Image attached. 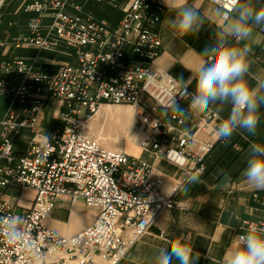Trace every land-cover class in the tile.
<instances>
[{
  "label": "built area",
  "instance_id": "built-area-1",
  "mask_svg": "<svg viewBox=\"0 0 264 264\" xmlns=\"http://www.w3.org/2000/svg\"><path fill=\"white\" fill-rule=\"evenodd\" d=\"M92 1L118 8L121 16L110 24L75 0H32L24 7L30 16L13 45L67 55L52 72L35 57L0 61V72L8 75L0 77V97L7 101L0 118V220L22 216L32 241L26 250L0 236V264H118L163 211L181 207L175 192L187 175L205 171V159L219 142L213 130L222 118L211 108L186 125L174 113L162 114L163 91H178L174 77L155 65L161 41L150 28L164 12L162 1ZM51 102L61 126L48 133L50 155L42 160L47 134L39 118ZM101 105L130 107L133 122L126 137L153 159L181 170L171 186L152 163L103 146L90 134L89 121ZM22 128L30 137L16 156L12 139ZM8 186L33 191L21 213L2 198ZM253 197L264 210V192ZM59 199L82 201L95 212L77 232H58L50 240L47 233L57 231L45 220ZM249 223L242 221L245 227Z\"/></svg>",
  "mask_w": 264,
  "mask_h": 264
},
{
  "label": "crops",
  "instance_id": "crops-1",
  "mask_svg": "<svg viewBox=\"0 0 264 264\" xmlns=\"http://www.w3.org/2000/svg\"><path fill=\"white\" fill-rule=\"evenodd\" d=\"M161 1L163 3V0ZM30 2L32 0H0V61L15 56L35 57L43 69L52 72L58 62L68 59L67 55L51 51L38 52L34 48L24 46L14 47L12 42L14 36L25 30L30 13L25 11L24 7ZM88 2L89 0H75L84 11H90L86 8ZM189 2L192 3L193 0ZM198 2L201 11L207 15L213 3L207 0ZM172 15L173 13L168 12L164 5V12L156 17L150 28L161 41L155 65L168 71L175 79L183 77L187 80L191 76L187 68L195 66L200 58V51L212 42L216 26L209 21L198 35L181 37L174 34L165 23V18ZM254 33L258 43L250 42L253 47V71L264 73V29L256 28ZM0 77L8 75L0 72ZM55 106L54 102L47 104L40 114L39 125L45 134L61 126V121L56 117ZM6 107L7 101L0 97V118ZM115 108L116 106L103 108L101 116L107 119ZM124 108L130 114L126 121L131 126L132 111ZM210 108L222 119L229 113V106L214 104ZM115 117L118 120L121 118L120 115ZM29 137L30 132L26 128L20 129L13 137V153L16 156L23 154ZM253 142L264 143V115L256 136L236 134L230 143L222 141L216 143L205 159V171L200 177L201 182L189 185L187 193L183 191L182 185L175 192L174 201L181 207L163 211L146 233L133 243L118 264H152V258L160 247L178 244L181 241L190 243L193 251L201 254L198 264H223L226 251L246 228L242 221H264L262 205L253 197L254 193L260 195L262 192L248 188L242 177L249 145ZM126 149L130 150L128 153L152 163L154 168L161 170L167 186H171L180 175L181 170L177 166L161 159H153L149 153L137 146L135 148L128 143ZM32 197L31 189L20 190L15 186H8L2 196L3 199L12 202L14 210L18 213L29 207ZM94 212L93 209L85 207L82 201L70 203L59 199L45 224L60 234L70 235L88 224Z\"/></svg>",
  "mask_w": 264,
  "mask_h": 264
},
{
  "label": "clouds",
  "instance_id": "clouds-1",
  "mask_svg": "<svg viewBox=\"0 0 264 264\" xmlns=\"http://www.w3.org/2000/svg\"><path fill=\"white\" fill-rule=\"evenodd\" d=\"M163 3L173 13L165 18V23L178 36L198 35L209 21L216 27L212 42L200 51L195 66L187 68L191 76L187 80L172 78L178 91H163L162 114L174 113L181 125H186L194 115L208 112L211 105L229 106L228 115L213 130L215 138L227 144L236 134L256 136L264 115V73L253 71L250 42L258 43L254 29H264V0H213L207 15L201 11L198 0L192 3L163 0ZM183 131L187 134L189 129L184 127ZM52 139L48 134L44 136L40 145L42 160L50 155ZM203 171L199 169L185 177L182 184L185 193L189 185L201 182ZM242 177L248 188L264 192V143L249 145ZM166 195H169L167 191ZM24 225L25 219L18 215L9 216L6 222L0 220V236L9 245L20 244L26 250L31 249L32 241ZM47 235L51 240L59 233L49 231ZM200 255L190 243L181 241L160 247L152 264H198ZM223 264H264V223H249L226 251Z\"/></svg>",
  "mask_w": 264,
  "mask_h": 264
},
{
  "label": "rangeland",
  "instance_id": "rangeland-1",
  "mask_svg": "<svg viewBox=\"0 0 264 264\" xmlns=\"http://www.w3.org/2000/svg\"><path fill=\"white\" fill-rule=\"evenodd\" d=\"M115 115H120L123 120H121V118L118 120ZM129 116V112L125 111V108L122 106H116V108L112 110L111 116L107 119H105L106 117H102L101 113H99L97 117H93L89 121L90 134L96 137L103 146L128 153L130 151L126 149L128 143L136 148V144L128 141L126 137V133L131 130L132 126L126 121ZM132 143H134V145Z\"/></svg>",
  "mask_w": 264,
  "mask_h": 264
},
{
  "label": "trees",
  "instance_id": "trees-1",
  "mask_svg": "<svg viewBox=\"0 0 264 264\" xmlns=\"http://www.w3.org/2000/svg\"><path fill=\"white\" fill-rule=\"evenodd\" d=\"M86 8L90 9L97 18H104L110 24H114L120 16V10L103 2L89 0Z\"/></svg>",
  "mask_w": 264,
  "mask_h": 264
},
{
  "label": "bare ground",
  "instance_id": "bare-ground-1",
  "mask_svg": "<svg viewBox=\"0 0 264 264\" xmlns=\"http://www.w3.org/2000/svg\"><path fill=\"white\" fill-rule=\"evenodd\" d=\"M110 106H111V105H109V106H108V105H101L100 108H99V110L97 111V113H96L93 117H97L98 114L101 113V111H102L103 108H108V107H110ZM116 106H123V107H126V108L130 109V107L127 106V105H116ZM114 112H115V111H114ZM116 112H117V111H116ZM117 114H118V113H117ZM93 117H92V118H93ZM120 122H121V121H120ZM132 122H133V119H132ZM118 123H119V122H118ZM131 125H132V124H131ZM122 129H123V128H122ZM127 133H128V132H127ZM127 133H126V134H127ZM127 139H129V138H127Z\"/></svg>",
  "mask_w": 264,
  "mask_h": 264
}]
</instances>
